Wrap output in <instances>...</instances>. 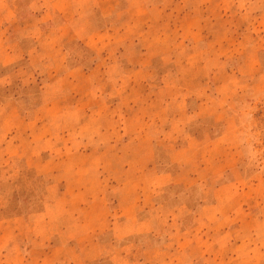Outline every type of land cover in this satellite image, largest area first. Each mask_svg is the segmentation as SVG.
Returning a JSON list of instances; mask_svg holds the SVG:
<instances>
[{"label":"rangeland","instance_id":"374dc122","mask_svg":"<svg viewBox=\"0 0 264 264\" xmlns=\"http://www.w3.org/2000/svg\"><path fill=\"white\" fill-rule=\"evenodd\" d=\"M0 264H264V0H0Z\"/></svg>","mask_w":264,"mask_h":264}]
</instances>
